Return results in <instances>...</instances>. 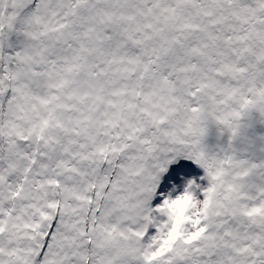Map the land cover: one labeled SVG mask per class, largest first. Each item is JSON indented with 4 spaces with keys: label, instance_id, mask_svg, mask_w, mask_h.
Masks as SVG:
<instances>
[{
    "label": "snow or ice",
    "instance_id": "obj_1",
    "mask_svg": "<svg viewBox=\"0 0 264 264\" xmlns=\"http://www.w3.org/2000/svg\"><path fill=\"white\" fill-rule=\"evenodd\" d=\"M252 110L264 0H0V264H264Z\"/></svg>",
    "mask_w": 264,
    "mask_h": 264
},
{
    "label": "rangeland",
    "instance_id": "obj_2",
    "mask_svg": "<svg viewBox=\"0 0 264 264\" xmlns=\"http://www.w3.org/2000/svg\"><path fill=\"white\" fill-rule=\"evenodd\" d=\"M238 123L239 131L234 139L228 129L211 124L204 140L205 150L210 155H230L249 163H264V115L252 110ZM200 174L203 175L202 170Z\"/></svg>",
    "mask_w": 264,
    "mask_h": 264
}]
</instances>
